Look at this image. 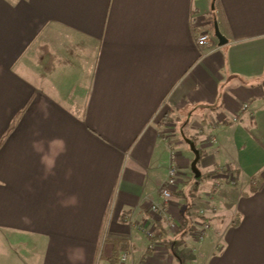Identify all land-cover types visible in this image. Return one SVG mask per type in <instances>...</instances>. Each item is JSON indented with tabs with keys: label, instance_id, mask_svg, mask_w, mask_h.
<instances>
[{
	"label": "crops",
	"instance_id": "0c3cea01",
	"mask_svg": "<svg viewBox=\"0 0 264 264\" xmlns=\"http://www.w3.org/2000/svg\"><path fill=\"white\" fill-rule=\"evenodd\" d=\"M0 264H264V0H0Z\"/></svg>",
	"mask_w": 264,
	"mask_h": 264
},
{
	"label": "built area",
	"instance_id": "2783aa9c",
	"mask_svg": "<svg viewBox=\"0 0 264 264\" xmlns=\"http://www.w3.org/2000/svg\"><path fill=\"white\" fill-rule=\"evenodd\" d=\"M209 43V36L205 35L202 36L198 40L199 46H206ZM215 142V140H213ZM222 171H226L228 175V180L232 182L233 184L236 182L235 174L232 173L228 167H225L222 169ZM180 184V172L177 165V155L176 153H172L170 157V165L168 169V177L164 185L160 189V196L163 201V205L167 206L170 204L172 198L174 197V192L179 188ZM221 185L220 183L216 184V188H219ZM164 207L158 204H154L151 208V212L154 216H160L164 210ZM204 212H201V215H203ZM168 225L170 228V231H174L178 228L177 224L171 219H168ZM204 227L207 229L208 225L204 224ZM155 228H150L148 230V237L149 238H155ZM200 236V235H199ZM126 255L123 256L122 261H126Z\"/></svg>",
	"mask_w": 264,
	"mask_h": 264
},
{
	"label": "water",
	"instance_id": "95a60500",
	"mask_svg": "<svg viewBox=\"0 0 264 264\" xmlns=\"http://www.w3.org/2000/svg\"><path fill=\"white\" fill-rule=\"evenodd\" d=\"M214 36L218 39L220 46L226 45L228 43L227 38L221 33V31L219 29V25H218L217 20L214 21ZM186 142L189 144L191 150L195 153L196 158L192 163L191 169H192V172L195 176V179L197 181H199L202 177V173L198 168V162L200 159V154H199V151L196 149L195 143H193L189 140H186Z\"/></svg>",
	"mask_w": 264,
	"mask_h": 264
},
{
	"label": "rangeland",
	"instance_id": "374dc122",
	"mask_svg": "<svg viewBox=\"0 0 264 264\" xmlns=\"http://www.w3.org/2000/svg\"><path fill=\"white\" fill-rule=\"evenodd\" d=\"M212 35H214V31L212 32ZM186 146V145H185ZM189 149V148H188ZM189 153H190V150H189ZM191 154V156L193 155V156H195V154L194 153H190ZM195 160V159H194ZM224 169V168H223ZM188 198V200H189V204H190V206H191V200H190V198L189 197H187ZM205 201L207 202V203H212L211 202V200L209 199V198H206L205 199Z\"/></svg>",
	"mask_w": 264,
	"mask_h": 264
}]
</instances>
